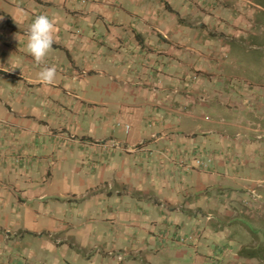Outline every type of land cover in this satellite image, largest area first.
I'll list each match as a JSON object with an SVG mask.
<instances>
[{"label": "crops", "instance_id": "crops-1", "mask_svg": "<svg viewBox=\"0 0 264 264\" xmlns=\"http://www.w3.org/2000/svg\"><path fill=\"white\" fill-rule=\"evenodd\" d=\"M255 2L0 0V264L259 258L210 243L264 211V90L238 61L264 48ZM40 14L56 32L37 64Z\"/></svg>", "mask_w": 264, "mask_h": 264}, {"label": "rangeland", "instance_id": "rangeland-1", "mask_svg": "<svg viewBox=\"0 0 264 264\" xmlns=\"http://www.w3.org/2000/svg\"><path fill=\"white\" fill-rule=\"evenodd\" d=\"M254 9H257L258 11L263 14L261 20H259V23H256L257 25H260V23L264 24V0H256L255 3L252 4ZM259 28V32H262L264 36V27L260 28V26H257ZM262 35L259 33L258 36H256V41L260 42V39ZM239 64L241 65L239 68L242 71H246V75L248 76V80L252 81V84L257 85L259 89L264 90V48H257L254 46V48L250 51L244 52V54L238 56ZM259 90H255L256 93H258ZM263 142V140H259V142ZM262 167L263 172L256 173V176H258L261 181L260 183L255 184V192L252 193L255 197V200H258L260 204L264 205V196L261 198L262 193L264 191V156L262 157ZM259 215V216H258ZM256 214L254 213L253 220H248L242 222L245 227H240L239 225H233L235 227V230L233 231V240L230 241L228 239H221L220 241L215 240L210 243H215L219 245L220 247L224 248L227 247L228 251H236V250H243L245 251H255L258 252L259 258H256L254 261H248L246 262L244 260H240L244 264H264V211L262 210L261 213ZM258 218V219H257ZM244 219H241V221ZM185 239L184 242H181L179 240V243L182 245L185 244V246H191L192 242L188 240L187 238L182 237ZM187 244V245H186ZM243 244L244 248L240 249V246ZM194 256L193 248L189 249L188 254L186 255L185 262L186 264H192L191 258ZM181 258H179L180 260ZM183 259V258H182Z\"/></svg>", "mask_w": 264, "mask_h": 264}, {"label": "clouds", "instance_id": "clouds-1", "mask_svg": "<svg viewBox=\"0 0 264 264\" xmlns=\"http://www.w3.org/2000/svg\"><path fill=\"white\" fill-rule=\"evenodd\" d=\"M55 32V19L49 17L47 14H40L36 16L29 25L27 48L37 64L44 61L49 51L54 46ZM56 75L57 68L55 65L44 67L40 72V79L44 83L52 84Z\"/></svg>", "mask_w": 264, "mask_h": 264}, {"label": "built area", "instance_id": "built-area-1", "mask_svg": "<svg viewBox=\"0 0 264 264\" xmlns=\"http://www.w3.org/2000/svg\"><path fill=\"white\" fill-rule=\"evenodd\" d=\"M118 145H119V143L116 141H109L108 143H105V148L106 149L118 148ZM196 164L198 166H201L202 168H207V165L201 159H197ZM179 240L181 242L185 241V239H183V238H180Z\"/></svg>", "mask_w": 264, "mask_h": 264}, {"label": "trees", "instance_id": "trees-1", "mask_svg": "<svg viewBox=\"0 0 264 264\" xmlns=\"http://www.w3.org/2000/svg\"><path fill=\"white\" fill-rule=\"evenodd\" d=\"M247 252V255L250 257H256V256H258V252H253V251H246ZM241 253H243L244 254V252H242L241 251ZM245 255V254H244Z\"/></svg>", "mask_w": 264, "mask_h": 264}]
</instances>
